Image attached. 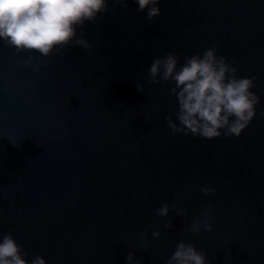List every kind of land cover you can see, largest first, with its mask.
<instances>
[{
    "label": "water",
    "instance_id": "95a60500",
    "mask_svg": "<svg viewBox=\"0 0 264 264\" xmlns=\"http://www.w3.org/2000/svg\"><path fill=\"white\" fill-rule=\"evenodd\" d=\"M125 4L77 29L88 49L0 41V236L47 264H166L180 240L209 264H264V0H160L151 20ZM212 46L255 78L257 115L239 136L174 133L173 85L151 81L152 59ZM205 211L211 228L193 233Z\"/></svg>",
    "mask_w": 264,
    "mask_h": 264
},
{
    "label": "clouds",
    "instance_id": "9594fccd",
    "mask_svg": "<svg viewBox=\"0 0 264 264\" xmlns=\"http://www.w3.org/2000/svg\"><path fill=\"white\" fill-rule=\"evenodd\" d=\"M126 6L125 0H116ZM137 10L146 13L148 19L160 15V0H134ZM109 0H0V41L17 51L37 52L48 56L67 45L75 44L85 49L87 40L77 36V29L85 22H94L107 12ZM153 83L171 82L177 110L175 120L166 117L174 133L192 134L206 139L239 136L257 115L259 97L251 90L255 78L237 76V68L224 56L217 55L212 46L190 57L181 64L178 57L168 53L156 57L148 69ZM137 88H140L137 85ZM264 117V111L259 113ZM208 194L214 189L201 187ZM169 204L157 209L161 217L167 216ZM175 208V205L172 206ZM181 215L182 209L175 208ZM208 211L192 222L191 231L197 233L201 226L211 228ZM160 231H152V238H159ZM145 233H139L141 244H146ZM0 264H47L37 255L31 261L26 258L23 246L11 233L0 236ZM125 264H140L129 252ZM166 264H209L204 252L191 242L180 240L168 257Z\"/></svg>",
    "mask_w": 264,
    "mask_h": 264
}]
</instances>
